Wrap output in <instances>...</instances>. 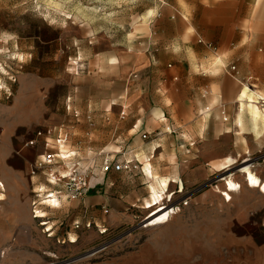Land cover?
<instances>
[{"label":"rangeland","instance_id":"rangeland-1","mask_svg":"<svg viewBox=\"0 0 264 264\" xmlns=\"http://www.w3.org/2000/svg\"><path fill=\"white\" fill-rule=\"evenodd\" d=\"M152 3L0 0V132L15 119V135L48 130L54 143L61 129L68 140L60 150L72 155L56 159L52 168L60 173L77 169L96 189L107 173L101 171L105 157L137 166L116 178L108 193L118 201L100 207L95 221L84 219L81 207L43 206L34 210L44 218L35 217L34 192L7 194L0 180V264H264V193L247 186L241 173L248 165L264 180V131L253 140L242 138L245 132L253 134L247 114L244 131L234 124L243 84L228 81L227 98L212 108L216 93L185 92L179 77L171 78V95L168 80L161 82L151 105L173 114V120L176 104L185 97L201 99L203 106L188 125L165 120L160 129L133 128L143 114L141 100L128 98L141 85L140 72L119 75L114 69L121 67L112 59L136 49L139 42L131 28L142 22V12ZM249 84L264 91V84L253 78ZM207 107L209 115L203 118L200 113ZM142 133L147 137L141 138ZM124 142L128 148L120 147ZM139 149L145 150L155 174L177 180L162 201L175 212L159 226H147L149 209L143 204L150 181L135 157ZM229 178L241 188L226 201L221 193ZM40 185L50 187L42 180ZM55 189L63 192L62 181Z\"/></svg>","mask_w":264,"mask_h":264},{"label":"crops","instance_id":"crops-1","mask_svg":"<svg viewBox=\"0 0 264 264\" xmlns=\"http://www.w3.org/2000/svg\"><path fill=\"white\" fill-rule=\"evenodd\" d=\"M149 9L152 10L151 14H147ZM141 19L142 22L134 28L135 30L131 28L139 42L136 49L112 59L121 67L114 69L118 70L119 75H125L129 71L140 72L141 85L132 90L128 98L129 102L137 101L138 97L141 100L143 114L137 121L139 124H134L133 128H142L143 131L149 128L160 129L165 120L173 126L188 125L197 108L203 106V100L185 97L184 102L176 104L173 120L171 118L173 114L156 104L151 105L153 95L157 96L160 91L161 82L168 80L166 89L171 95L173 88L171 78L175 80L179 77L185 92L194 89L195 93L199 94L202 91L211 96L216 93V98L215 96L212 98L215 101L212 99L210 101L209 106L212 108L227 98L228 81L252 87L249 80L253 78L264 84V0H153V3L142 12ZM213 58L215 59L212 62ZM231 66H234L233 70L230 69ZM198 83L205 85H193ZM126 90L127 84L124 92ZM170 98L172 99V96ZM112 104L114 105V103L107 105L108 110H111ZM205 110L209 111L210 108L207 107ZM219 124L220 122H217V125ZM17 125L18 121L13 119L0 132V180L7 194L22 196L27 189L32 190L35 194L32 201H42L37 204L39 210L42 211L43 206L56 209L81 207L87 221L100 220L99 208L118 201L108 192L113 190L116 178L122 173L109 171L97 182L100 191L93 188L81 199L70 202L61 195L56 205L48 204L43 197L46 192L55 190L58 182L52 183L53 176L66 175L70 169L65 167L68 172L64 174L52 168L56 160L51 166L35 168L36 161L49 150L45 148L42 138L32 146L27 145L26 141L33 137L35 130L31 134L25 132L17 136L15 135ZM220 125L222 128V123ZM250 126L253 134L245 132L242 138L251 140L256 138L251 123ZM237 128L238 131H244L245 122L243 128L238 125ZM139 139L136 138L135 143H138ZM67 140L68 137L60 148L65 146ZM120 147L128 148L127 142ZM156 147L157 145L151 146L152 159L155 157ZM144 151L139 149L135 153V157L142 165L144 161L150 163ZM142 153L145 157L139 160L137 155ZM70 155L72 153L67 154L64 159H57L62 162ZM62 165L64 166V162ZM29 172L31 175L27 176ZM41 180L45 186L50 187L41 188ZM33 186H36V190H33ZM41 192L44 193L42 199Z\"/></svg>","mask_w":264,"mask_h":264},{"label":"bare ground","instance_id":"bare-ground-1","mask_svg":"<svg viewBox=\"0 0 264 264\" xmlns=\"http://www.w3.org/2000/svg\"><path fill=\"white\" fill-rule=\"evenodd\" d=\"M148 14L152 13V10L149 9L147 11ZM219 59V58H218ZM237 112L234 118V124L243 128L244 126V115L247 114L248 121L254 128V132L256 136H260L262 131H264V107L260 108L259 104L264 106V92L258 91L247 84H243L237 93ZM201 114L203 118L208 116V111H202ZM206 121V120H205ZM203 124V123H202ZM243 130V129H242ZM252 130V129H251ZM155 145V144H154ZM136 155V154H135ZM139 160L144 158L145 155L142 153L141 155H137ZM143 174L150 181L149 184V197L144 200L143 208L149 209L146 220L149 221L147 226H159L161 224H165L168 222L170 217L175 212L174 207L165 206L164 195L167 192V189L170 183H176L177 180L169 177H158L156 174L152 172L151 162L148 161L143 162ZM68 172L67 169H63L61 173ZM241 173L243 174L244 181L246 185L252 188H258V190L264 193V180H261L248 165L241 167ZM67 174V173H66ZM51 175V174H50ZM53 175V174H52ZM62 175V174H61ZM56 176V175H55ZM225 189L222 190V196L224 200H231V193L239 191L241 188V184L235 182L233 180L226 179ZM1 187V184H0ZM3 193L0 191V200L2 199ZM45 201L48 204L56 205L57 199L53 197V199L47 198ZM47 204V203H46ZM37 217H44V213L41 211H37ZM42 224H46L44 221ZM75 239L71 236L69 242H74ZM1 251V250H0Z\"/></svg>","mask_w":264,"mask_h":264},{"label":"built area","instance_id":"built-area-1","mask_svg":"<svg viewBox=\"0 0 264 264\" xmlns=\"http://www.w3.org/2000/svg\"><path fill=\"white\" fill-rule=\"evenodd\" d=\"M230 69L233 70L234 66H231ZM224 120H226V118H224ZM49 136H50V132L48 130L44 131L39 129V130H35L33 133V137L26 141L27 145L32 146L36 143L38 139L42 138L45 148L49 150L44 152L40 156V158L36 161L35 168L37 169H41L44 166H51L57 158L64 159L67 157V154H64L65 152H62L60 150V146H62V144L66 140L67 137L66 133L63 132L61 129H58L54 137L55 140L54 143L50 141ZM146 137H147L146 133L141 134V138H146ZM54 145H56V147ZM133 169H137V166L133 164L131 160L124 159L119 161V160H114L113 157H105L102 161V167H101L102 173L108 172L110 170L115 172H129ZM53 180L54 182L52 183L54 184L55 182L62 181L64 190L63 192L60 189L48 191L44 195L45 196L43 198L44 200L47 198L53 199V197L58 199L61 195H64L66 198L78 200L81 199L84 195H86L91 189H93L96 184V183L91 184L90 180L87 179L83 174H81V172L77 169H70L66 175H62V176L58 175L56 177L53 176ZM41 202L42 201L40 202H36L35 200L32 201L33 213L35 217L37 213L35 212L34 209L37 208V210H39L37 204ZM104 212L106 213L107 210L105 209ZM89 225L90 223L87 222L86 227H89ZM77 226L78 223H75V227ZM102 231L105 230L103 229Z\"/></svg>","mask_w":264,"mask_h":264}]
</instances>
